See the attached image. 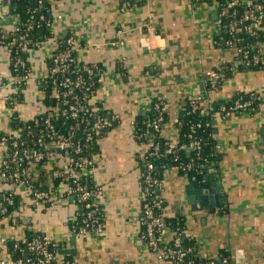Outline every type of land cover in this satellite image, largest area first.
<instances>
[{
    "label": "crops",
    "instance_id": "0c3cea01",
    "mask_svg": "<svg viewBox=\"0 0 264 264\" xmlns=\"http://www.w3.org/2000/svg\"><path fill=\"white\" fill-rule=\"evenodd\" d=\"M13 5V0H0V20L6 30L20 20ZM48 6L53 36L25 49L31 80L19 89L11 85L15 75L8 47L0 44V137L15 136L16 123L49 109L39 80L48 73L50 58L72 35L79 47L77 60L101 66L91 101L111 121L97 140L93 168L80 173H90L98 188L94 199L103 215V229L100 234L75 235L71 222L77 206L72 198L35 205L21 194L29 205L24 211L26 223L0 221V256L6 257L9 244L29 232L54 245L58 264H170L158 259L141 238L142 159L147 145L135 135L134 121L150 109L155 96H161L169 120L160 133L177 144L175 118L188 101L201 97L205 109L207 101L254 92L260 97L257 112L217 114L212 122L219 157L210 168L219 188L204 179L202 183L213 189L212 200L220 206L191 209L187 187L193 178L167 160L157 163L155 170L162 180L165 217L175 226L183 222L185 230L195 235L199 255L228 257L230 264H264V68L236 69L217 91L206 92L205 73L235 59L234 51L220 41L218 3L146 0L129 7L122 0H50ZM148 25L157 35L150 49L142 45L150 37ZM117 32L122 45L112 46ZM17 91L19 99L13 100ZM4 154L0 141V159ZM50 158L49 170L53 165L66 166V156ZM5 187L0 181V191Z\"/></svg>",
    "mask_w": 264,
    "mask_h": 264
},
{
    "label": "trees",
    "instance_id": "16d2710c",
    "mask_svg": "<svg viewBox=\"0 0 264 264\" xmlns=\"http://www.w3.org/2000/svg\"><path fill=\"white\" fill-rule=\"evenodd\" d=\"M14 1V12L19 17L18 25L21 28L20 32H17L16 35L19 36L24 34L27 39L32 40L34 46L36 43H40L42 39L50 38L53 36L51 29L46 25L47 21H52L49 11L48 3H44L42 6L37 5V0H13ZM125 0H122L124 2ZM145 0H141L138 4H143ZM218 3H222L224 0H217ZM262 1V6H264V0ZM243 3L246 1H242ZM242 2L235 8L236 17L238 14L244 9V4ZM261 5V4H260ZM221 8V5L218 7ZM44 16V20H40V16ZM26 20H31L33 22L34 28L32 30H25L27 25ZM228 23V19L224 18L222 21V28L220 36L227 39L229 34L226 29L223 27L224 24ZM40 29L43 30V34H40ZM5 31L0 29V44H6L9 42V38H3ZM255 35H250L246 32H242L238 35L242 37L245 41L238 43L239 47L247 45V46H255L257 43H264V27L260 29H256ZM44 35V37H43ZM222 41V39H220ZM65 47L64 44L60 46V48L54 53H58L61 49ZM8 50L11 55V66L14 71L15 76H23L30 72V68L26 63V51L25 49L15 46L8 47ZM250 57L251 55H259L260 61L257 64L254 63H243L240 62L237 65H233L227 63L222 66L220 70V74L222 77L217 81V88L219 89L222 83L230 77L233 70L236 69H262L264 68V55L261 56L258 52L257 48L251 47L249 49ZM21 63H24L22 66ZM87 66L91 68V73H85L83 67ZM54 67L53 59L50 58L48 63V73L39 80L40 86L44 92V102L46 107L49 109L41 115L36 116L34 119L28 120L23 123H16L15 136H11L8 134H1V137H6V145L8 146L9 152L13 148L14 150H25L27 152L36 151L39 149V145L44 146L41 149V154L43 155L42 159L33 164L28 163L25 157H19L21 160L19 161L18 167H12L11 171L17 173V175L24 177L26 172H30L31 179H29L27 185L30 186V191H46L48 193H52L55 191H61V184L69 186L72 188V199L77 206V214L76 219L71 222L72 230L76 231L84 227L85 222L93 223L96 218H99L101 222H103V215L101 213L100 207L97 205V209L94 213L88 216L90 213V209L86 207L88 202H92L93 199H89L87 201H79V192H77V187H85L88 190H92L95 193L98 188L94 185L92 180V175L89 173L78 176H53L55 171H58L60 167H48L52 165L50 156L60 157L62 155H69L70 162H68V167L72 169L76 163V161L81 156H86L89 159H92L93 156L97 152V140L101 135L108 130L110 126L104 127L103 131L99 135H94V131L92 126L98 120H108L106 114L100 109L99 106H96L97 109H94L92 105L89 103L92 99L93 94L98 89L100 79L102 76L101 66H95L93 64L85 65L79 62L76 58V54L73 53V59L70 61L68 67L59 71L58 73L52 75L50 72ZM79 76V78L77 77ZM80 81L83 84L82 88L75 87V83ZM62 81H67L71 86L65 87L60 83ZM206 92H213L210 83H206L204 85ZM20 93L17 91L14 95L13 100L19 99ZM235 100L239 102L247 103L249 106L247 107L248 113H255L259 109V100L260 97L257 93L254 92H239L237 95H234L230 100H212L210 101V106L212 107V111L209 116H206L203 113V108L200 104H195L194 100L191 99L188 101L185 106L179 111L177 114V121H175L176 128L179 131V141L175 145L186 144L190 146V144L198 140L200 142V149L198 151H182L179 156L181 161L184 163H191L193 168L190 171H183L178 166L177 162L171 160V158H164L169 161L173 166H175L181 173L187 174L189 177L193 178L195 181L200 183L205 180V174L207 173V169L215 166V163L218 161V151H217V141L215 139L213 133L212 122L214 117L218 114L223 115V111L220 109L221 107H228ZM78 105V113L76 116H73L71 111L69 110V106L71 104ZM94 104V103H93ZM194 106L196 108L194 109ZM66 110V111H65ZM91 112H96L95 115H91ZM53 114L52 117H49L50 114ZM162 118V126L169 120V115L166 109V105L161 96L157 95L152 100V106L148 111L144 114L139 115L134 121V132L135 135L141 136L140 138L142 142H149V138L144 137L143 134L146 132H153L152 127L147 126L146 122H152L158 118ZM69 134H73L71 141L72 146L67 149V151L57 152L56 149H51L48 146V142L52 137L58 135L67 136ZM88 135H91V139H88ZM190 136V137H189ZM169 142L162 138L160 132H155L152 142L149 144V149L144 152L142 159V170L144 169V164L148 161L154 162L155 166L157 164L158 159L151 155L152 147L154 144H160L161 152H165V143ZM13 143H16L15 147H12ZM78 150V153L75 151ZM198 152V153H197ZM160 160V159H159ZM94 164L90 166L92 169ZM48 173V174H47ZM153 175L159 180L162 181L159 175L154 170ZM74 181V182H73ZM63 188V187H62ZM76 190V191H75ZM1 195H8L13 200V205H10L8 208V212H13L19 202L20 195L17 193H11L6 188L0 191ZM0 202H2L0 198ZM52 202H47L44 205H51ZM0 220H3V215H0ZM165 224L168 229H170L171 237L174 235H178L185 230L183 222L180 221L178 225H173L168 221L166 217H164ZM35 237H40L38 235H34L32 233H26L27 239H32ZM14 243H18V245H22L21 241L16 240ZM14 243H10L8 246V255H10L13 259L19 258H29L34 260L37 255L35 253H30L29 251H20V247L15 248ZM182 244L185 248H190V252L188 257L195 261L198 264H204L203 260L198 259L199 246L196 239H187L184 238L182 240ZM49 247L56 255V249L54 245L49 241ZM70 260V258H68ZM213 260H217L213 258ZM53 264H58L56 259L53 261Z\"/></svg>",
    "mask_w": 264,
    "mask_h": 264
},
{
    "label": "built area",
    "instance_id": "2783aa9c",
    "mask_svg": "<svg viewBox=\"0 0 264 264\" xmlns=\"http://www.w3.org/2000/svg\"><path fill=\"white\" fill-rule=\"evenodd\" d=\"M50 0H37V5L42 6L44 3H49ZM141 0H125L124 3H126L129 7H136L138 2ZM146 1V0H145ZM144 1V2H145ZM205 1V0H200ZM218 3L217 0H212ZM246 1V2H242ZM242 2L244 4V9L238 14V17H236V10L235 8L239 6V4ZM261 4V5H260ZM218 5H221V8H218V21L220 24V29L218 30L219 33H221V24L223 19L227 18L228 23L224 24L223 27L226 29L227 33L229 34V37L225 39L221 36L222 41L224 42V45L228 46L230 49L234 51L235 59L230 64L235 62H243V63H254L257 64L260 61L259 55H251L249 54V49L251 47L257 48L258 52L261 56L264 55V43H257L255 46H241L239 47L237 44L244 42L245 40L240 37V33L246 32L250 35H255L256 29H260L264 27V6H262V1L258 0H224L222 3H218ZM218 6V7H219ZM44 16H40V20H44ZM26 27L25 30H32L34 28L33 22L31 20H26ZM46 25L51 29V32L53 33V22L47 21ZM0 29H3L5 31L3 38H9V42L7 43V47H21L23 49H26L30 45H33L32 40L27 39L24 34H21L19 36L16 35L17 32L21 31L20 26L17 24L12 29L6 30L0 20ZM148 29L150 30V37L144 38L142 40V45L145 48H152V39L154 36H157L155 33V28L151 27V25H148ZM65 47L61 49L58 53L53 55L51 58L54 62V67L51 70V74L54 75L58 73L59 71L65 70L70 61L73 59V53L76 54L79 50V47L77 46L75 42V38L70 35L68 36L64 41ZM112 46H119L122 45L121 42V32L116 33V39L115 41H112L110 43ZM23 66L24 63H21ZM83 70L85 73H91V68L84 66ZM234 71V70H233ZM79 78V76H77ZM222 77L219 71L217 70H210L205 73L204 76V85L208 82L211 85V88L213 91H217V81L219 78ZM31 77H29L28 74L23 76H15L14 80L11 82V85L15 89H19L22 87L23 84H25L27 81H30ZM61 85L65 87L71 86L67 81H62L60 83ZM75 87L82 88L83 84L78 80L75 83ZM202 98L198 97L194 100L195 104H200ZM94 109H97L95 104H93L92 101L89 102ZM78 105L71 104L69 106V110L71 111L73 116H76L78 113ZM249 105L247 103H241L238 100H235L231 103V105L228 107H221L220 109L223 111L224 117H229L233 113H242L247 112V107ZM196 106H194V109ZM66 111V110H65ZM212 111V107L210 106V101H207V106L205 109H203V113L206 116H209ZM91 115H95L96 112H91ZM53 114L51 113L49 117H52ZM162 121L163 119L160 117L152 122L147 121L146 125L152 127L153 132H146L144 137L149 138V142L146 143L147 150L149 149V144L152 142V139L154 137L155 132H161L162 129ZM175 121H177V117L175 118ZM111 121L108 120H98L93 126L92 129L94 131V135H99L104 127L110 126ZM73 134H69L67 136L64 135H58L55 137H52L50 141L48 142V146L51 149H60L62 151H67L68 148L72 146V138ZM142 137L138 136L140 139ZM190 137V136H189ZM88 139H91V135H88ZM0 141L3 145H5V154L0 159V181L1 183L6 186V190H8L11 193H17L20 195V202L17 206V208L13 212H8V208L10 205H13V200L8 195L6 197L5 195L0 194V198L2 202H0V215H3V220H7L10 224L13 225H20L25 224L26 219L24 216V211L27 208L28 202L27 198L25 199L23 195L26 194L27 196L31 197L35 205H44L47 202H55L57 199H69L72 198V188L69 186L64 185V183L61 184V191H55L52 193H48L46 191H37L32 192L30 191V186L27 185L29 179H31L30 172H26L24 177L21 178V176L17 175V173L12 172V167H18L19 161L21 160L19 157H25L28 163H35L42 159L43 155L41 154V149L44 146L39 145V149L36 151H30L27 152L25 150H21L20 152L18 150L11 149V152H9L8 146L6 145V137L2 136L0 137ZM16 143H13L12 147H15ZM165 152H161L160 150V144L156 143L152 147V153L151 155H154L156 159H164V158H171L174 162L178 163V167L182 169L183 171H190L193 166L191 163H184L181 161L179 154L186 150V151H198L200 149V142L198 140L193 141L190 146L186 144H180L175 145L172 142L165 143ZM75 153H78V150L75 151ZM198 153V152H197ZM66 156V166L60 167L58 171H55L53 173V176H60V175H67V176H78L84 169L91 170L90 166L93 164L92 159H89L86 156H81L76 161L74 167L70 169L68 167V162H70L69 155H62ZM144 169L142 172V179H143V194H142V205H141V213H140V221L141 225L143 227L141 238L146 243V245L154 251V253L157 255L158 259L160 260H166L170 264H198L195 263L192 259L188 257L190 248H185L182 244V240L184 238L187 239H196L195 235L188 230H183L182 233H179L178 235H174L173 237H170L167 239V226L165 224L164 220V200L161 195L162 192V181H159L154 175L153 172L155 170V163L148 161L144 164ZM81 176V175H80ZM74 182V181H73ZM63 187V188H62ZM19 190L22 191V193H19ZM76 191V190H75ZM77 192H79V201H87L89 199H93L92 202H88L86 205L87 208L90 209V213H88V216H90L92 213L96 211L97 204L95 202V195L96 193L92 190H88L85 187H77ZM51 203V204H52ZM1 221V220H0ZM103 229V222L99 220V218H96L93 223L85 222L84 227L76 230L73 232L75 235H79L84 232H92L96 234H100ZM18 241H21L22 245H18V243H14V247L18 248L20 246V251H29L30 253H35L37 257L34 260H31L29 258H19V259H13L10 257V255H7L6 257L0 256V264H53V261L55 260V254L49 247V240H47L44 237H35L30 239H27L25 236L21 239H17ZM199 260H203L204 264H230V259L228 257H221L217 260H213V258H209L206 255H198ZM239 261V259H238ZM65 264H74L73 261H68Z\"/></svg>",
    "mask_w": 264,
    "mask_h": 264
},
{
    "label": "water",
    "instance_id": "95a60500",
    "mask_svg": "<svg viewBox=\"0 0 264 264\" xmlns=\"http://www.w3.org/2000/svg\"><path fill=\"white\" fill-rule=\"evenodd\" d=\"M43 30L40 29V32ZM57 152H61L60 149H57ZM166 161V159H160L157 161V163H161ZM207 171L210 173L209 176L205 175V180L210 181V187H214L215 189L219 188V185L216 181L213 180V171L214 168H209ZM214 193L213 189L207 188L205 184L200 183L198 181H195L194 179L190 181V185L187 187V203L191 204V209H195V207H218L219 202L212 200V194ZM220 198L223 197L222 194H220ZM217 199V198H216ZM195 205V206H194ZM185 206V205H184ZM184 206L182 207V211L184 210Z\"/></svg>",
    "mask_w": 264,
    "mask_h": 264
}]
</instances>
